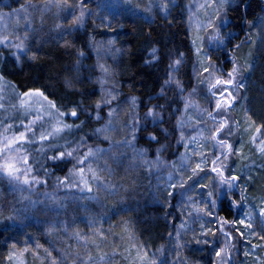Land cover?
<instances>
[{"label": "rangeland", "instance_id": "obj_1", "mask_svg": "<svg viewBox=\"0 0 264 264\" xmlns=\"http://www.w3.org/2000/svg\"><path fill=\"white\" fill-rule=\"evenodd\" d=\"M165 2L167 0H131L130 8L129 4H126L124 0H97L100 12L105 15L113 12V10L123 9L135 15H142L148 20H153L157 16H165L164 10L158 7V5ZM60 3L63 5L62 9L58 7H52L48 11L41 9L40 11H33L29 16V19L32 21L31 31L29 32L30 39L25 41V44L31 50L37 47L45 37H50L53 41H57L63 34H68L67 29L71 26L70 20L73 19V16L80 15L81 5L79 3L75 5L65 4L61 1ZM212 3L213 0H171L168 3L167 16L173 9H179L182 14L195 54L194 66L199 71V76L196 72H193V89H195V92H193V89L189 92L184 89L183 97H188L190 93L192 94L190 97L192 106L187 111L184 110V100L179 95L183 101V107L178 115L175 126L177 143L174 158L166 162L161 155L159 164H154L149 170V168L143 165L141 160L134 157L130 148L112 147V152L108 155H102L98 161L93 163V167L96 168L99 166L103 168L105 162H107L108 167L113 170V173L109 175L107 172H104L102 176L110 184L116 186L115 193L97 192L95 183L91 181L90 183H92L93 187L92 193H88L87 191L82 193L78 188L68 189L57 184L48 185V183L45 187L46 190H49L48 192L37 193V187H35L31 194L27 191L21 193L17 190L15 183H10L6 176L0 175V213H3L5 218L10 215H15L13 206L22 210L26 208L27 201L22 200L23 196L31 195L32 200H39L47 205L46 208H43V204L36 208L28 207L26 211H21L14 220L6 219L18 228H26L29 226L41 228L49 241L46 248L42 247L35 253L29 252L30 256L28 255L27 249L13 252L7 264H35V261L36 264H49V252L51 255L56 256V264H79L75 259L77 254L84 259L85 264H87V257L89 255L97 257L101 254H107L105 264H121L119 262L120 260L122 264H142L138 259V254L142 255L143 252H147L149 258H153L154 256L157 264L161 260H164L166 264H217L218 261L221 264H264V239L261 238L264 237V216L259 214L261 209H264V195H251V193L247 192L243 184L241 185L238 181L236 182L237 186L234 188L231 198L234 200V193L237 194L235 202L239 206L232 208L236 210L238 216L233 220L236 221L235 224L232 223L233 221L228 225L223 223L224 232L230 234L228 237H225L223 233L216 231L221 226L222 221L220 218H217L212 223H208L211 218L207 217L203 211L197 212L196 210L197 207H205L200 201L208 200L207 191L212 190L213 180L216 178L215 173L208 171L207 176H204L203 173L200 174L204 177L201 183L208 186L204 190L199 189V186H197L182 196V189L179 187L172 189L170 187V184L178 183L179 170L182 164L187 167H194L195 163L200 161V156L193 155V153H203L208 157V163L202 165L206 170L211 168V160L214 158V154L219 155L220 153V150L215 147L216 142L210 138V129L213 128L214 122L209 119L207 111H204L205 109H209V104L202 94L203 91H206V85L201 83V78L206 74L202 71L200 61L207 64V60L203 55L197 56L196 47L202 48L204 53L211 56L212 64L218 69L216 75H222L223 79H227L228 73L223 71L224 63L229 61L232 67L235 64L240 69L237 74V83L242 82L245 85L244 68L236 59L230 58L228 55V32L226 31L227 18L225 12L226 8L232 4V0H227L223 7H219V0H216L214 6L200 7L201 5H211ZM149 5L152 6L151 10L146 11L145 9ZM13 10L9 7L7 9L6 7L0 8V36H9L14 42L18 43L19 41H15L13 33L23 37L27 25L24 19L18 20L15 15H9ZM83 11L85 13L84 27L89 13L85 9ZM217 13L220 17L219 19H217ZM210 20L216 26H219V35L222 42L221 40L210 39V36L214 35L213 28L209 27ZM83 27L71 32V34L81 31ZM255 31H261L260 34H264V20L255 25ZM197 37L201 39H196ZM109 40L113 39L106 38L104 41L95 44L100 48L99 63L108 66L111 73H113L114 68L112 65H116L117 63L118 52L115 51L117 49L115 43L112 45L108 44ZM193 40H196L195 45L193 44ZM0 47L14 61L12 53L15 49L5 48L2 45ZM91 49L96 58L95 67L97 68L98 79L100 80L103 74L97 67V52L92 47ZM222 54L225 55L221 59L222 65L213 61L212 56L218 58ZM98 83L101 85L100 81ZM112 86V82L108 77L107 83L103 86L101 85L99 101L102 95H105L108 90L112 89ZM173 87L175 88L174 85ZM0 89L2 90V87ZM242 89L244 87L237 88L233 86L229 88V91L236 97V101ZM4 92L6 93L5 90ZM1 95L0 93V99L2 98ZM21 98L22 95L19 97L17 103H19L18 107H20L23 113L27 110H35L34 112H39L40 115L41 111H44L42 110L41 104L37 102L38 98H23L27 101V104L23 107L21 106ZM28 105L31 107H28ZM117 106L119 116L114 121L117 130L108 133L110 140L105 141L103 136L98 138L93 134L95 128L103 127L107 123L108 118L106 117L101 125L96 126L92 130L91 137L95 142L92 145L87 144L88 146L108 149L110 144L115 145L125 138V133L120 131V129L123 128V122L128 119L127 114L131 111V108L127 103V98H122L121 95H118L117 100L112 103L113 108ZM104 108L108 112V108ZM213 114L216 115L215 112ZM33 119L34 117H31V120L23 122V124H28ZM236 119L231 110H225L220 115H216V121L226 122L227 124V127L221 133V138L227 143L232 144L231 141L233 138L235 136L239 138L240 136L239 146L236 148L238 152L233 153L225 161L227 170L224 172V175L226 177L231 175L240 176L244 181V179L249 180L250 172H254L256 169L260 172L264 170V153L258 150V145L250 143V136L252 134L250 129L258 125L255 123L250 124L247 121V116H244L246 124L242 128L241 123L239 121L237 123L238 119ZM180 120L184 121L183 128L178 126V121ZM51 122L54 123V121ZM6 128L0 129V133L11 136L24 131L23 125H20L19 130L12 132L8 131L10 129L5 132ZM29 134L28 136L30 137L31 135ZM181 134H183V140H181ZM97 142H103L105 145H97ZM26 147L30 153V160L33 162V167L36 169L35 174L40 175L42 173L43 163L45 162L43 154L38 153L36 148H34L35 152H32L29 145ZM136 147L138 149L143 148L138 142H136ZM83 150H86V148ZM51 154V152L48 153V155ZM112 154L119 157V163H115L110 158ZM146 158L149 161H154L156 158L155 151L151 157L147 154ZM221 159L223 160V157ZM49 163L51 164V162ZM74 164L75 161H72L71 165L73 167ZM170 173L173 177L171 180H169ZM186 178L187 173H185ZM40 179L44 180L42 178ZM170 191L175 193L174 196L169 197L167 195ZM241 192L244 195L243 200L241 199ZM45 193L60 200L64 207L58 208L56 204L52 203L51 199L45 197ZM89 196L98 197V201L88 199ZM189 196L192 197V200H188ZM172 198L176 199L175 213L171 211L170 205L168 204ZM110 203L116 206L109 207ZM219 204L220 201H218V209L220 207ZM156 207L168 212L166 217L172 231L165 245H151L148 240L142 239L141 234L137 231L130 235L127 234L128 236L123 239V241L128 240L132 243L131 247H127L129 249V252H127L128 255L121 253L123 251V245L121 243V245H118V240L114 241L116 239H113V243L111 244L107 241L103 242L100 234L105 233L106 235L114 224L120 225L121 222H125L123 221L125 219L121 220L122 218L129 217L130 215H138L141 217L145 213L154 214L155 211L153 209ZM116 208L118 212L113 213ZM218 209H213L214 216L216 217H218ZM74 210L76 212L78 211L77 216L73 215ZM164 216H161L163 220ZM240 219H244L245 224L251 223L252 227L248 228L245 225L239 224L238 221ZM90 221H94V223L90 224ZM201 224L205 225V229L216 231L215 237L210 234L208 239L210 241L218 240V246L215 244L203 245L196 243V239L200 238L202 231ZM51 225H56V227L52 229ZM75 232H80L82 236L86 237V240H78L73 235ZM240 233H243V235L241 236ZM177 247L182 248V250L198 251L203 261H190L191 259L188 256L178 252ZM213 248H215V251H219L220 248H225V252H222L221 256L217 257ZM245 252L248 253L247 256H245ZM181 254L183 256H179Z\"/></svg>", "mask_w": 264, "mask_h": 264}, {"label": "trees", "instance_id": "obj_2", "mask_svg": "<svg viewBox=\"0 0 264 264\" xmlns=\"http://www.w3.org/2000/svg\"><path fill=\"white\" fill-rule=\"evenodd\" d=\"M47 1L0 0V8L17 9L20 4H43ZM60 1L73 5L83 3V9L91 14L81 31L70 35L63 34L57 41H53L50 37L43 38L29 54L36 53L37 59L33 61L26 58L21 64H16L8 53L0 47V75L4 77L0 81V87H2V90L0 89L2 94L0 105H3L0 107V129L10 124L12 128L8 131H17L22 125L21 122H26L31 120V117L37 116L38 112H34L35 110H27L23 113L18 107L19 97L29 89L44 91L49 99L55 101L59 106L70 107L71 103H81L87 112L95 114V104L100 98L101 85L98 83L100 80L95 67L96 58L91 45L109 38L114 40L115 47L120 50L117 53L116 65H112L114 72L109 76L113 85L112 89L115 87V91L122 98L135 96L139 101L149 104V106L171 104V108L164 115L165 123L159 125L155 130L149 129L150 132L156 131L158 135L160 134L159 129L167 130V139H164L162 135L160 136L161 143L166 146L161 155L166 162L171 161L175 156L177 143L175 126L183 107V101L174 87L165 88L164 96L159 99L154 98L150 103L149 97H159L161 86L167 79L169 64L180 53L184 54V62L176 77L181 81L186 91L189 92L193 89L195 54L180 10L173 9L167 19L157 16L153 20H148L142 15H135L123 9L113 10V12L105 15L100 12L97 0ZM225 16L227 18L228 55L242 65L245 73L244 89L241 90L235 105L231 109L232 114L238 119H236L237 123L238 121L241 123L242 128L246 124L244 116H247L249 123L251 120L257 125L264 124V34H260L261 31H255V25L264 20V0H232V4L226 8ZM71 22L72 20H70ZM109 22L111 27L105 26ZM65 40L70 41L72 46H66ZM152 48L158 49V59L146 63L152 59L149 55ZM79 50L84 51L85 57L80 61L79 72L77 73L76 53ZM223 57H225L224 54L218 58L212 56V59L222 65L221 59ZM224 65V72H229L232 69L229 61L225 62ZM249 65H254V67H249ZM67 76L77 77L82 81V83L77 84L76 91L73 92L64 87L63 80ZM138 110L139 115L143 117L146 109L140 107ZM100 114L104 117L100 121L89 120L86 114H82L80 120L75 121L76 124H79L80 121H86L82 129L66 130L63 133L64 138L58 139L56 143L63 145L68 141L75 146L81 137H91L92 130L106 119V108L103 107ZM40 115L43 120L37 121L36 127L39 128L40 124H44L46 127L49 117L47 114L45 115L44 111H41ZM65 122L73 124V119L66 118ZM146 135V133H140L137 142L149 150L148 154L151 157L160 145L150 144L145 138ZM239 141L240 136L239 138L235 136L231 141L234 149L239 146ZM94 142L92 137L87 139L89 145L94 144ZM97 145H105V143L97 142ZM29 146L32 152H35L34 148H40L39 143ZM44 146L47 147L48 145L45 144ZM47 163L49 172L53 174L45 177L42 170L38 176L47 179L48 185L57 184L56 178L67 176L69 170L73 168L71 163H60L55 167L49 162ZM238 182L243 184L251 195H264V170L260 172L256 169L254 172H250L249 180L240 179ZM45 187L43 185L37 187L36 192H48L49 190H46ZM234 198L235 201L236 193H234ZM168 204L171 211L175 213L176 199H170ZM219 205L217 216L223 223L228 225L237 218V212L230 207L228 200H223ZM113 206L116 205L110 203L109 207ZM117 210V208L114 209L113 213L118 212ZM153 210L155 211L154 214L145 213L141 217L130 215L122 218L121 220L125 219L123 220L125 222H121L120 225L114 224L108 234H103V242L107 241L111 244L113 239H116L114 241L118 240V245H123L121 253L127 254L129 252L127 247H131L132 243L128 240L123 241V239L137 231L141 234V238L148 240L151 245H165L172 231L166 217L168 212L159 207ZM67 211L66 213H68ZM77 212L74 210L73 215L77 216ZM162 215H165L164 220ZM48 244V238L41 228L33 226L15 227L9 220H6L3 213H0V264H7L9 257L15 251L27 249L30 256L29 252L35 253L42 247L46 248ZM177 250L179 253L188 256L190 261H203L198 251L182 250L179 247ZM182 254L179 256H183ZM53 261H57L56 256H48V263L53 264ZM119 262L122 264L121 260Z\"/></svg>", "mask_w": 264, "mask_h": 264}, {"label": "snow or ice", "instance_id": "obj_3", "mask_svg": "<svg viewBox=\"0 0 264 264\" xmlns=\"http://www.w3.org/2000/svg\"><path fill=\"white\" fill-rule=\"evenodd\" d=\"M126 4H129L131 8V0H124ZM171 0H167L165 3H161L158 5L162 10L165 12L164 18L167 19V10H168V3ZM227 0H219V7H223ZM216 4V0H213L211 5H201L200 7H211ZM52 7L63 8V5L60 3V0H48L43 5H33L31 3H24L20 4L17 9H14L10 16L15 15L17 19H24L27 27L25 30V34L23 37L18 35L15 36V41L11 39L9 36H0V45L4 46L5 48H14L15 51L12 53L14 58V62L16 64H21L22 61L27 58L28 60H36L37 56L36 53L32 52L31 49L25 44V41L30 39L29 32L31 31V20L29 16L33 11H40L41 9L48 11L51 10ZM83 3L81 4V12L79 16H73L71 26L67 29L68 34L70 35L71 32L83 27L84 24V17L85 13L83 11ZM151 5H149L145 10L150 11ZM23 14V15H22ZM89 15H91L89 13ZM219 15L217 13V19H219ZM151 22V21H149ZM105 26L111 27L110 22L107 23ZM59 27V26H58ZM209 27L213 28L214 35L210 36L212 40H221L219 35V26H216L212 20L209 21ZM196 39H201L197 37ZM222 42V40H221ZM114 43L113 40H109L108 44L112 45ZM193 44H196V40H193ZM65 45L71 47V42L65 40ZM91 47L97 52L98 61L97 67L100 69L101 73L103 74L100 78V83L103 86L107 83L108 77L111 75V71L108 66L99 63V53L100 48L97 47L96 44H92ZM111 51V49H109ZM115 51L119 52V49ZM158 49L152 48L151 52L149 53L150 57L152 58L146 63H151L158 59L157 56ZM196 54L197 56L203 55V57L207 60V64H204L200 61L202 71L204 75L201 78V83L206 85V91H203V95L209 104V109H205L207 111L208 117L210 120L214 122L213 128L210 129V138L214 140L215 147L220 150L219 155L214 154V158L211 160V168L206 170V168L202 165H206L208 163V157L203 153H193V155H199L200 161L195 163L194 167H187L185 165H181V169L179 170V180L178 183L170 184L172 189H176L179 187L183 191L181 195H185L188 191L195 189L199 186V189L204 190L208 186L201 183V180L204 178L200 174L203 173L204 176L208 175V171L211 173L216 174V178L213 180L212 190L207 191L208 200L204 201L201 200L200 203L205 205L204 208L197 207V212L203 211L207 217L211 219L208 223L214 222L218 217L214 216L213 209H218V201L221 203L223 200H228L230 207H238L239 205L236 204L234 200H232L233 190L237 186L236 182L241 179L240 176L231 175L226 177L224 172L227 170V165L225 161L231 156L233 153L238 152L237 149L233 148V145L227 143L223 138H221L222 131L227 127L226 122H218L216 121V115H220L223 111L227 110L230 111L232 107L236 103V97L233 95L229 88L235 86L237 88H243L244 84L242 82L237 83V74L239 73L240 69L234 64L232 69L227 73V79H223L222 75L217 76L216 73L218 69L212 64L211 56L207 53L203 52V49L200 47H196ZM77 55V67L76 72H79V65L80 61L85 57V53L83 50H79L76 53ZM184 62V54L180 53L178 57L174 60H171V63L168 67L167 72V79L164 81V84L161 86V91L159 97H149V103L152 99H159L164 96L165 88H172L173 85L175 89L178 91V94L184 100V110L187 111L189 107L192 106L191 101V93L188 97H183L184 93V86L182 85L181 81L176 77V74L179 73L180 68ZM249 67H254V65H249ZM193 71L197 73L199 76L198 69L194 66ZM4 77L0 75V81H2ZM82 83L77 77L67 76L63 80L64 87L70 91H76L77 84ZM195 92V89H193ZM118 97V93L115 92V87L113 89L108 90L105 95H102L101 100L95 104L96 112L95 114L91 112H87L86 109L82 107L81 103H71L69 106H59L57 103L51 99L49 96L45 94L44 91L40 89H29L28 91L23 92L21 98V106H25L27 101L23 98H38V101L41 104L42 109L49 117L48 126L45 127L44 124H40L39 128L36 127L37 121L43 120V117L39 115L30 121L28 124H23L24 131L18 132V134H13L8 136L6 134L0 133V175L6 176L9 179L10 183H15L17 186V190L21 193L27 191L30 194L33 192L35 187H39L41 185H47V179L41 180L38 175L35 174L36 169L33 167V162L30 160V153L28 152L27 145H34L36 143L40 144V148L36 149L38 153L43 154L44 157V165L42 166V170L45 177L50 176L53 173L49 172L48 163L51 162L52 166H58L60 163H71L75 161L73 169L69 170V175L63 178L57 177V185L64 186L68 189L71 188H78L80 192L87 191L88 193L93 192L92 183H95L96 191H104L106 193H115L116 186L110 184L106 181L102 174L107 172L109 175L113 173V170L108 167L107 162L103 168L97 166L96 168L93 167V163L98 161L102 155H108L112 152V147L117 148H130L134 154L135 158H138L143 162V165L149 170L154 164H159L161 153L165 150V145L161 143L160 136L162 135L164 139H167L168 132L165 129H159V135L156 131H149L150 128L153 130L157 129L159 125L165 123L164 115L168 110L171 108V104L167 106L161 104H155L149 106V104H144L142 101H139L137 97L132 96L127 98V103L129 104L131 111L127 114L128 119L123 122V128L120 131L125 133V138L122 141L117 142L115 145L110 144L108 149H102L99 147L93 148L87 145V139L91 137H81L78 142L75 143L73 146L72 142L66 141L65 144L59 145L56 143L58 139H63V133L66 130H71L75 128L77 130L82 129L86 121H80L79 124H76L75 121L80 120V116L82 114H86L88 119H95L96 121H100L104 117L101 116V111L103 107L108 108L107 112V123L100 128H95L93 130V134L96 135L98 138L103 136L105 141H109L110 137L108 133L116 131V125L114 121L119 116L118 106L116 108L112 107L113 101H116ZM3 107V105H0ZM28 107H31L28 105ZM140 107H144L146 109L143 117L139 115L138 109ZM179 111V109H176ZM215 112L216 115L213 113ZM175 113L173 112V115ZM66 118H72L73 124H68L65 122ZM250 119V118H249ZM51 121H54L52 123ZM250 123L251 122L250 120ZM218 125V126H217ZM178 126L183 128L184 121H178ZM12 125H7L5 132L8 129H11ZM251 136H250V143L253 145H258V150L264 153V124L254 126L251 129ZM229 131H231L229 129ZM28 133H31V138L28 136ZM140 133H146L147 135L145 138L149 141V143H154L155 145H160L155 149V160L149 161L146 157L148 154V149L144 148H137L136 142L138 141V137ZM38 134V139H37ZM183 134H181V140H183ZM195 139V138H193ZM47 144V147L44 145ZM187 147V145H185ZM86 150H83L85 149ZM51 152V155L48 153ZM123 155V153H121ZM223 157V160L221 159ZM115 163H119V157L115 154H112L110 157ZM131 167V166H130ZM185 173H187V178L185 179ZM172 174H169V180H171ZM26 186V187H24ZM174 192L170 191L167 193L169 197L174 196ZM45 197L47 199H51L53 204H56L58 208H63V203L55 198L54 196L45 193ZM223 198V199H222ZM88 199H93L98 201V197L96 196H89ZM241 199H244L243 192H241ZM22 200L27 201V205L25 209H17L13 206V212L15 215H10L6 217V219L14 220L16 216L20 214L21 211H26L28 207L36 208L43 204V208H46L47 205L44 202L39 200H32L31 195L23 196ZM188 200H192V197L189 196ZM42 208V210H43ZM51 210V209H49ZM261 216H264V209H261L260 213ZM250 219V218H249ZM90 224L94 223V221H90ZM233 224L236 221L232 222ZM239 224L245 225V227L251 228V223L245 224L244 219H240L238 221ZM56 225H51V228L54 229ZM201 234L200 238L196 239L197 244L209 245L215 244L218 246L219 241H210L208 236L211 234L213 237L216 235V231H220L223 233L225 237H228L230 234L224 232L223 230V222H221V226L216 230L213 231L212 229H205V225L201 224ZM237 231H239L237 229ZM241 236L243 233H240ZM73 235L78 239L86 240V237L82 236L80 232H75ZM101 238H103V233L100 234ZM264 239V237H261ZM215 251V248H213ZM225 252V248H220L219 251H215V255L217 257L221 256V253ZM245 256L248 255L247 252L244 253ZM51 256V253H48ZM107 254H101L97 257H92L89 255L87 257V264H105ZM11 259V256L9 257ZM76 261L79 264H85V261L79 254L75 257ZM138 259L142 262V264H157V260L154 258H149V254L147 252H143L142 255L138 254ZM53 264H56L53 261ZM159 264H166L164 260H161ZM217 264H221L220 261Z\"/></svg>", "mask_w": 264, "mask_h": 264}]
</instances>
